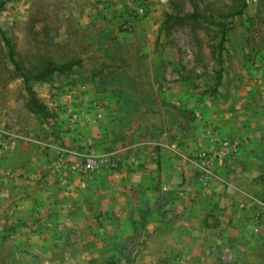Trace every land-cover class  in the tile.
Returning a JSON list of instances; mask_svg holds the SVG:
<instances>
[{"label":"rangeland","instance_id":"rangeland-1","mask_svg":"<svg viewBox=\"0 0 264 264\" xmlns=\"http://www.w3.org/2000/svg\"><path fill=\"white\" fill-rule=\"evenodd\" d=\"M143 1L0 0V264H264V0Z\"/></svg>","mask_w":264,"mask_h":264},{"label":"trees","instance_id":"trees-1","mask_svg":"<svg viewBox=\"0 0 264 264\" xmlns=\"http://www.w3.org/2000/svg\"><path fill=\"white\" fill-rule=\"evenodd\" d=\"M3 7V3L0 4V10ZM197 15H188L185 18H180L181 21L185 19H197ZM211 25L215 24L214 21H208ZM218 26H221V33H222V38L224 36V33L226 32V29L224 26L219 24ZM4 44L8 50V56L10 59V62L13 66L14 69V74L21 79L23 89L25 91V94L27 96L25 106L32 111L33 113L39 115L42 119H45L48 117V113L45 110L44 106L40 103V101L34 96L33 90H32V85L36 83H40L48 79L49 77L53 76L54 73H63L69 69H71L73 66L77 65V61L73 62H68L63 65H56L53 62H49L45 65V67L36 73L35 75H30L26 73L19 62L15 58V54L13 52V49L8 41V39L4 38ZM222 45V42L219 43V46ZM220 59V52L218 54V60Z\"/></svg>","mask_w":264,"mask_h":264},{"label":"built area","instance_id":"built-area-1","mask_svg":"<svg viewBox=\"0 0 264 264\" xmlns=\"http://www.w3.org/2000/svg\"><path fill=\"white\" fill-rule=\"evenodd\" d=\"M147 12V7L144 3L143 0H136L134 7L132 8V12L131 15L132 16H142ZM129 25V23H126V25H124L125 28H127V26ZM88 166H90L88 164Z\"/></svg>","mask_w":264,"mask_h":264}]
</instances>
